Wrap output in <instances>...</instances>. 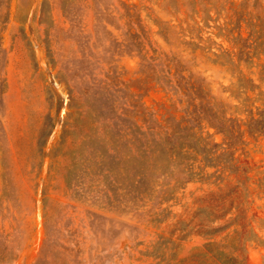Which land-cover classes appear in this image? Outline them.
Listing matches in <instances>:
<instances>
[{
	"label": "rangeland",
	"instance_id": "374dc122",
	"mask_svg": "<svg viewBox=\"0 0 264 264\" xmlns=\"http://www.w3.org/2000/svg\"><path fill=\"white\" fill-rule=\"evenodd\" d=\"M121 1L154 31L153 19L182 25V38L202 48L181 44L179 34L171 47L153 38L229 115L247 119L230 107L259 96L238 82L260 67L231 39L239 26L250 37L244 18L264 27V0H200L197 10L190 0ZM121 12L119 0H0V264H178L220 240L244 264H264V133L246 132L234 170L194 178L169 200L160 187L130 186L123 157L96 156L93 119L111 115L114 100L142 102L159 120L180 118L185 107L141 72ZM223 51L235 64L213 60Z\"/></svg>",
	"mask_w": 264,
	"mask_h": 264
},
{
	"label": "trees",
	"instance_id": "16d2710c",
	"mask_svg": "<svg viewBox=\"0 0 264 264\" xmlns=\"http://www.w3.org/2000/svg\"><path fill=\"white\" fill-rule=\"evenodd\" d=\"M119 3L123 10L120 20H126L124 23L128 26L125 32L126 46L134 47L139 53L141 72L151 78L157 86L172 94V97H176V103L185 104V107L180 118L174 116L159 120L142 102L127 98L119 104L114 100L111 103V115L97 113L93 119L91 128L95 154L98 157H123L130 186L146 194L160 187L162 199L169 200L194 178L215 175L220 171L219 168L234 170L236 146L243 143L246 132L264 133V63L259 64L252 59V52L257 57L264 54V27L258 29L253 18H244L240 24L242 21L246 22L250 37L245 39L242 26H239L238 37L231 39L238 44L240 53L247 56V59H244L247 64H257L260 67L257 78L251 77L247 81L240 78L238 82L246 93L259 90L258 97H244L246 103L230 107L236 109L237 114L247 112V119H240L232 116L233 114L229 115V109L216 101L205 86L204 80L184 66L182 57H176L173 51L165 49L153 38L158 35L171 47V35L179 34L181 44L192 49L202 48L198 42L182 38L186 36L182 25L173 24L171 21L162 23L159 19H153V24L158 26V30L154 31L144 24L135 5H128L121 0ZM190 3L193 4L194 10H197L195 7L201 4V1L190 0ZM204 11H207L206 5ZM207 15L210 18L211 15ZM247 15L251 16V13L248 12L245 16ZM134 18L137 19L136 22L133 21ZM134 25H138L140 30L131 31ZM234 29L227 28L224 33V29L220 27V34L230 37ZM249 39L253 42L249 43ZM202 41L204 39L200 37V42ZM212 55L216 57L214 61L224 60L235 64L232 52H212ZM186 71L189 72L188 75ZM259 100L263 101V107L256 105ZM253 125H257L254 130L243 129V126ZM70 126H73V123ZM211 128L215 131L212 132ZM217 135L222 136L221 142L217 141ZM208 167H215L217 171L208 174ZM178 264L244 263L235 255L232 244L220 240L203 244Z\"/></svg>",
	"mask_w": 264,
	"mask_h": 264
}]
</instances>
